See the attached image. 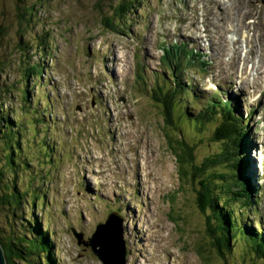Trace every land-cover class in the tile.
Masks as SVG:
<instances>
[{
	"label": "rangeland",
	"instance_id": "rangeland-1",
	"mask_svg": "<svg viewBox=\"0 0 264 264\" xmlns=\"http://www.w3.org/2000/svg\"><path fill=\"white\" fill-rule=\"evenodd\" d=\"M120 1L0 0V126L10 121L15 131L16 124L24 125L28 158L25 168L15 156L16 182L29 193L18 210L0 209V229L5 235L26 233L38 220L58 264H104L89 244L78 243V234L88 242L96 226L117 211L124 264H260V259L240 263L242 238L224 260L209 248L196 206L197 185L188 168L186 175L178 174L145 82L151 85L162 73L167 77L162 47L184 41L207 61L203 70L185 69L184 82L188 79L204 98L216 94L239 105L235 113L244 119L253 110L243 137L247 168L239 173L254 188L252 194L258 191L259 213L248 216L253 229L263 231L264 0H137L107 27L103 18L112 17ZM30 6V21L20 24L18 7ZM43 33H48L46 45L37 37ZM22 61L38 63L41 71L24 79ZM141 71L144 81L137 78ZM257 83L263 84L261 95ZM198 110L196 105L193 111ZM34 117L40 124H29ZM206 125L201 136L181 125L187 140L196 143L194 163L219 147L208 140L212 126ZM41 139L51 142L53 152L38 151ZM5 177L11 182L13 174ZM35 189L43 199L33 203Z\"/></svg>",
	"mask_w": 264,
	"mask_h": 264
},
{
	"label": "trees",
	"instance_id": "trees-1",
	"mask_svg": "<svg viewBox=\"0 0 264 264\" xmlns=\"http://www.w3.org/2000/svg\"><path fill=\"white\" fill-rule=\"evenodd\" d=\"M136 3L137 0L118 2L113 8V16L103 18L104 24L112 28L113 17L122 18ZM31 9V6L21 7L20 10L18 7V21L20 24L30 21V15L26 12ZM47 36L48 33L37 35L38 39L43 41L45 45L44 39ZM22 47L23 45L19 43L20 50H23ZM161 62L170 69L167 77L163 73L159 74L151 85H146V81L145 87L152 102L160 111L167 141L170 143L179 165L178 174L186 175V168H188L193 185H197L195 187L196 206L204 217V232L208 237L209 248L214 255L224 260L225 254L232 249V246L239 245L236 242L242 238L244 242H241L243 245L241 249L244 250L242 253L244 257L240 255V263H243L244 260L254 261L260 259L262 260L260 264H264V230L261 232L255 231L251 226L252 220L248 216L250 211L252 214H258L256 209L257 198H253L252 190L254 188L250 187L245 177L240 174L244 165L247 168L245 162L247 154L245 159L243 154L246 141L243 137L246 122L252 111L250 110V113L244 119L243 116L235 113V106L231 102L227 99L221 100L217 95L205 98L206 100L200 103L199 110L193 111L196 105L192 102L202 101V99L188 79H186L188 84L184 82L183 73L185 69L196 65L197 68L203 70L204 64L200 60V55L195 53L194 49H188L186 42L175 41L164 46ZM0 65L3 66L4 63L0 62ZM139 65L138 63L140 68ZM2 69L0 66V70ZM20 69L24 79L29 77L28 75L32 72L38 73L41 71L38 63L29 65L25 61H22ZM137 78L144 81L142 71L138 73ZM191 97L193 99L190 100ZM23 99H25L24 94ZM186 99L190 101L191 106L188 105ZM23 104L25 109L30 108L24 101ZM37 114L39 113L35 112L34 116ZM36 118L34 117L29 124L33 126L37 121L40 124L41 119ZM0 122L3 123L2 115H0ZM29 124L27 123V125ZM183 124L185 128L195 131L191 132L194 136H201L204 125L209 126L210 124L212 129L208 140L210 143H217L219 147L201 161L194 163L196 143L187 140L181 127ZM11 126L12 122L10 121L0 126V132L3 133H1L0 138L5 139L0 144V146L2 145L0 148L4 150L2 152L3 162L0 165V209L2 207L10 209L9 207H11V211L14 212V210L19 209L21 203L29 194L17 186L16 173L18 171L16 166L18 161L15 156L24 167L28 156L25 150L24 125L19 122L16 124L15 131L10 128ZM20 134H22L21 138L23 139L22 147L18 140ZM14 137L16 138L15 141ZM12 140L15 145H12ZM45 141V139H41L38 142L40 147L38 151L50 154L53 152V147L49 140L48 142ZM7 173L13 174L11 182L6 180L5 175ZM36 179L34 176L29 178L32 182V189H34L33 184ZM38 198L43 199L42 195L38 194L35 189L32 202L34 203V199ZM234 209H238V212H235ZM29 232L9 231L8 235H5L0 229V242L4 249L7 264H58L49 233L41 230L38 220L34 219ZM14 254L19 257H15ZM232 259L234 262L237 261V258L233 257ZM208 264L214 263L208 262Z\"/></svg>",
	"mask_w": 264,
	"mask_h": 264
},
{
	"label": "water",
	"instance_id": "water-1",
	"mask_svg": "<svg viewBox=\"0 0 264 264\" xmlns=\"http://www.w3.org/2000/svg\"><path fill=\"white\" fill-rule=\"evenodd\" d=\"M121 222H122V216L117 211H113L112 213L109 214L108 218L105 221V224H100V225L98 224L96 226L97 230L95 231L93 238L89 239L88 242L80 238L81 235L78 234L79 236L78 243H83L84 245L89 244L92 247L94 253L104 264H119L118 260L121 261V259H122L121 264H124L126 260V246H125V241L123 240L122 237L123 227ZM114 232L116 234V239L113 238ZM108 239L119 242V246L121 245L120 250L117 251L115 248L105 246L103 244H100L99 242ZM5 261H6V256L4 254V249L0 242V264H5Z\"/></svg>",
	"mask_w": 264,
	"mask_h": 264
},
{
	"label": "bare ground",
	"instance_id": "bare-ground-1",
	"mask_svg": "<svg viewBox=\"0 0 264 264\" xmlns=\"http://www.w3.org/2000/svg\"><path fill=\"white\" fill-rule=\"evenodd\" d=\"M244 19V18H243ZM243 22V21H242ZM215 25V24H214ZM229 25V24H228ZM210 31V30H209ZM231 37V36H230ZM238 38V37H237ZM230 40V39H229ZM237 42V41H236ZM244 44V43H243ZM248 46V45H247ZM219 47V46H218ZM230 47V46H229ZM228 49V48H227ZM235 49V48H234ZM228 55V54H227ZM252 60V59H251ZM254 60V59H253ZM258 62L260 61V59L259 60H257ZM231 62H233L232 60H231ZM248 63V62H247ZM263 64H264V61H263ZM128 67V66H127ZM237 67V66H236ZM231 68V67H230ZM234 69V68H233ZM232 70V69H231ZM239 70V69H238ZM234 71V70H233ZM260 71H262V70H258L257 69V72H258V74L260 73ZM227 72V71H226ZM252 74V73H251ZM250 74V75H251ZM257 80V79H256ZM261 82V81H260ZM233 86V85H232ZM239 90V89H238ZM238 100V99H237ZM235 110L237 111V110H239V108H237V104H236V106H235ZM238 112V111H237ZM250 168V167H249ZM250 173V170H249V172H248V174ZM258 173V172H257ZM225 174V173H224ZM113 238L114 239H116V234H115V232L113 233ZM99 241V240H98ZM100 242V244H103V245H105V246H108V247H112V248H115L117 251H119L120 250V247H121V245L119 246V242H116V241H113V240H110V239H108V240H103V241H99ZM98 243V242H97ZM115 250V251H116ZM112 253V252H111ZM114 255V254H113ZM116 257V256H115ZM117 258V257H116ZM121 261H122V259H121ZM121 261H119L118 260V262H119V264H121ZM5 264H6V261H5Z\"/></svg>",
	"mask_w": 264,
	"mask_h": 264
}]
</instances>
